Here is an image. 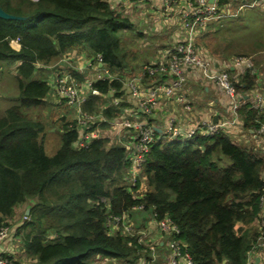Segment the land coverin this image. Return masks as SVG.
I'll return each mask as SVG.
<instances>
[{"label": "trees", "instance_id": "1", "mask_svg": "<svg viewBox=\"0 0 264 264\" xmlns=\"http://www.w3.org/2000/svg\"><path fill=\"white\" fill-rule=\"evenodd\" d=\"M0 6L25 18H0V71L16 64L19 89L0 117V227L16 206L37 199L28 216L32 220L24 224L25 250L37 264H89L96 255L135 264L139 255L150 259V252H139L143 247L137 237L120 231L109 234L106 222L144 205L155 208L159 219L171 218L179 229L175 238L186 246L193 264H247L256 233L243 226L251 225L261 210L264 158L224 132L185 143L177 139L182 145L157 144L141 175L145 183L136 179L139 190L134 195L128 180L131 162L125 147L106 135L107 123L90 126L99 136L87 147L75 145L80 134L77 121L61 124V147L48 156L46 125L31 115L51 90L44 69L71 49L86 46L123 79L130 69L131 47L120 33H130L135 26L107 0H0ZM12 40L21 45L19 50ZM245 83L246 88L252 84L247 78ZM93 87L83 104L86 112L103 106L109 88L121 90L122 84L109 85L106 80ZM240 112L246 132L257 113L246 104ZM115 113L111 108L105 116L110 119ZM54 230L58 235L46 240Z\"/></svg>", "mask_w": 264, "mask_h": 264}, {"label": "built area", "instance_id": "2", "mask_svg": "<svg viewBox=\"0 0 264 264\" xmlns=\"http://www.w3.org/2000/svg\"><path fill=\"white\" fill-rule=\"evenodd\" d=\"M38 1V0H33ZM169 5L181 6L182 3L178 0H166ZM240 0H188L187 8L182 12L180 18V29L178 34L182 39L180 44L174 51H169L166 54L167 61L165 63H159L156 66H149L144 69V74L151 78L158 75L170 73L173 79L169 87L162 91L163 96L170 98L173 94L181 89H184L188 81L187 72L189 70H198L203 80L208 83H212L213 86L222 90L230 99V111L231 117L229 119L214 121H203L199 117H192V121L189 125H185L176 118H170L165 127L160 129V133L157 128L152 125V122L147 121L145 116H152L154 113L155 105L160 99L159 88H154L146 93L148 99L145 98V92L140 87L141 78H132L126 83L129 89V94L134 98H142L143 101L138 110H136V116L134 113L133 120L126 119L124 115L115 116L110 124L111 131L114 133V143L117 145H123L126 149V158L131 162L129 166L130 178L128 179L130 184H134L136 187V179L143 174L144 166L147 162V157L151 151V147L158 139V135L162 139L169 138L172 140L189 141L193 140L199 135L214 136L222 132L227 133L235 128L242 129L245 123V115L241 114V110L244 106L245 96L238 89L229 68H225L222 71L211 70V60L208 56L204 55L200 51L199 46L196 44L197 37L205 30L208 29L211 23L219 20L228 19L234 17L233 6ZM239 10L244 8H260L264 10V0H241ZM18 42V41H17ZM96 63L100 64L101 68L95 69V76L93 79H87L85 83L79 84L75 78L69 72H56L52 85L55 90L66 99L68 106L74 108L77 113V123L79 126V138L76 142L77 147H87L91 144L92 140L99 136V132L90 131V126L93 124H103L107 122L105 112L111 109L110 103H105L102 106V113H95V117L88 116L83 110V104L88 100L87 92H93V85L98 81L108 80L111 84L115 81H119L121 84L122 79L117 75H112L108 66L104 64L103 56L97 54ZM239 66H245L248 70L252 67V60L246 57H238L233 60ZM109 83V85H111ZM82 89V91H80ZM141 89V90H140ZM123 92L121 90L115 91V94ZM117 100V99H116ZM114 101L115 105H118V100ZM148 104V105H147ZM119 106V105H118ZM114 106V107H118ZM113 107V106H112ZM250 110L256 111L255 124L248 130V138L251 141L264 143V96L256 95L254 102L249 106ZM263 119V120H262ZM190 126V128H188ZM123 138V139H121ZM125 139H129L130 142H126ZM128 145V147H126ZM133 148V151H131ZM263 154L257 152V150ZM254 154L264 158V144L261 148L256 149ZM133 177L135 181H133ZM261 179L264 183V168L261 172ZM260 213L255 219V231L256 239L254 240L251 249L248 252V263L256 264L255 256L259 251H264V187L260 194ZM152 219L158 225L161 236L169 238L168 248L170 249V258L168 264H193L190 255L185 251L186 246L178 242L175 238L179 234L178 227L174 224L171 218L166 215L164 218L159 219L156 212L151 213ZM26 217L25 221L27 220ZM126 216L122 218H113L107 223L109 230L119 231L120 227L125 235L134 237L133 232L128 220H125ZM3 225L0 227V246H4L9 239L11 228ZM144 232H139L137 240L143 248L139 249L140 253H147L148 251L152 255L151 251L156 249L150 245L149 237ZM158 245V243H157ZM100 264H133L128 263L122 259L107 258L101 256L99 258ZM0 264H15L13 259L3 254L0 255ZM138 264H154L153 258L147 259L145 256L140 257Z\"/></svg>", "mask_w": 264, "mask_h": 264}, {"label": "crops", "instance_id": "3", "mask_svg": "<svg viewBox=\"0 0 264 264\" xmlns=\"http://www.w3.org/2000/svg\"><path fill=\"white\" fill-rule=\"evenodd\" d=\"M144 1L150 2L149 5H145ZM178 1L182 3L181 6L172 4L168 10L169 5L166 0H107L114 12L126 17L135 26V30L130 33L125 31L120 33L127 34V36L122 37L120 35V37L123 38L124 42H127V46L131 47V53L134 54L133 56L131 54L129 57L128 63L130 69L122 79V88H126L128 80L138 77L141 78L140 87L145 93L154 88L160 89L158 94L160 95V99L155 105L153 115L149 117L152 125L159 130L165 127L170 118H176L180 122L182 121L183 124L189 125L193 122L192 117L194 116L199 117L206 122L215 121L217 119L218 122L231 117V101L229 97L222 90L213 86L212 83H206L198 70H189L187 72L188 81L184 89L174 93L173 97L170 98H167L162 94V91L169 87L171 80L173 79L170 73L151 78L146 76L143 72L144 69L149 66L165 63L167 61L166 54L162 55V53L164 51H174L180 44H182V39L178 34V30L180 29V16L185 8H187L188 0ZM241 3L240 0L236 5H239L240 7ZM244 9L247 10L244 15L245 18L247 13H256L259 16H264V10L260 8ZM220 21L222 20L211 23L209 28L205 29L197 37L196 44L201 47L200 51L210 58L212 71H222L225 68L230 69L232 77L238 85V89L245 96L246 104L250 106L254 102L256 95L264 96V61L250 57L254 59L252 61V67L250 68L253 69V71H250L245 66L237 65L234 61L229 62L227 57H224L226 55H223L219 49L215 48L216 50H212L210 43L211 40L216 37L214 35L215 29L221 34V27L218 24ZM253 23L254 22H252V24ZM171 26H173L172 28L174 30ZM169 28L173 30V34L171 36L168 35L169 42L160 43L157 41V37L167 34ZM145 34L148 35V37H145ZM137 35H139V37ZM12 42H16V40L11 41V45L14 47ZM141 43L145 44L140 45ZM163 46L167 47L163 48ZM95 57L96 55H94V53H92L86 46H77L71 49L58 59L57 63L50 68L51 71H48L49 84L52 85V80L56 72H69L79 84L83 82L85 83L87 79H93L95 76V69L101 68L100 64L96 63ZM111 74L117 75L115 72H111ZM246 78L252 82L248 88H246ZM109 83L111 84V82ZM51 88L53 94L57 98L56 104L61 108L60 116H66L67 111L69 110L73 116L72 120L76 121L77 113L74 108H69L66 99L61 96L58 90H55L53 86H51ZM115 91V87H110L108 93L105 95V101L110 103L111 108L116 111L111 119L115 116L124 115L126 119L133 120L134 118L131 114L134 113L136 116L135 112L140 108L143 99L132 97L126 89H123V92L117 94H115ZM87 94L89 99L92 93L89 91ZM51 97L52 94L50 90L47 99ZM145 98L148 99L147 93L145 94ZM116 99L119 101V106L113 103ZM105 123L108 125L110 119H107V122ZM188 128H190V126ZM58 131L62 132V129H58ZM227 133L234 142L242 147L249 144H255L254 141H251L248 138V134L243 131V128H235ZM111 134L113 135L114 141V133L112 131ZM175 142L179 141L175 140ZM143 182L144 180L142 179V183ZM31 200L34 199L28 198L26 202L16 206L14 215L5 220L11 227V232L6 244L3 247L0 246V255L3 254L10 257V259L15 261V264H18L20 260L26 257L31 258V260L24 264H37V260L26 253L24 246L25 233L22 232L25 227V222L22 220L21 216L30 215L31 209L35 205V203L32 204ZM29 203H31L30 207ZM20 207L24 208L23 212L20 211L21 214L19 212V209H21ZM134 213L137 220L133 218L132 212L127 218V223L130 224L134 233L144 232L143 234L146 233L149 237L150 245L156 249V251H151V257L153 258L154 264H168L171 254L170 249L168 248L169 238L160 235L158 225L151 217V209L147 211H135ZM16 218H20L21 220H15ZM122 228L123 227L121 226V229ZM243 228L256 233L255 220L251 225L243 226ZM21 238L23 248L19 247ZM19 248L22 249V251ZM100 257L101 255L93 256L90 259L89 264H100ZM255 260L256 264H264V251L257 252Z\"/></svg>", "mask_w": 264, "mask_h": 264}, {"label": "rangeland", "instance_id": "4", "mask_svg": "<svg viewBox=\"0 0 264 264\" xmlns=\"http://www.w3.org/2000/svg\"><path fill=\"white\" fill-rule=\"evenodd\" d=\"M35 2H37V1H35ZM149 3L150 2H148V1H144L145 5L146 4L149 5ZM246 12H247V10H245V9L239 10V5L234 4L233 13L235 14V16L233 18H228V19H224V20L220 21L218 24L221 27V34H219L218 31L215 29L214 35L216 37L213 38V40H211V43H210L211 49L212 50L219 49V51L221 53H223V55H226L224 57H227V60L229 62H232L233 60H235L236 58H238L240 56H245L246 58H249L252 61L254 59L250 58V57H254L256 60L258 59V60L264 61V31H263L264 16H259L256 13H247V16L245 18L244 15L246 14ZM180 18H181V16H180ZM236 18H237V20H236ZM252 22H254V23L252 24ZM258 22H260V23H258ZM169 27H170V25H169ZM172 27L173 26H171V28ZM172 29L169 28L167 30V34L157 37V41H159L160 43L169 42L168 35L171 36L173 34L174 29L173 30ZM124 35H127V34L122 33V37ZM144 36L148 37V35H146V34ZM145 41H147V40H145ZM206 41H209V40H206ZM12 44L14 45V48L17 50H19L21 47V45L19 46V43H17V41L12 42ZM144 44L141 43L140 45H144ZM128 47H130V46H128ZM164 47H167V46H163V48ZM199 48L201 49V47H199ZM131 54H132V56L134 55L133 53H130L129 57ZM165 54H167L166 51H164L162 53V55H165ZM54 65L55 64H53V66ZM50 68L51 67L44 69L45 72L47 71V77H46L47 81H49L48 71H51ZM128 71L129 70H126V73ZM16 73H17L16 64L10 65V66H7V65L3 66V70L0 71V117H1V115L4 114L5 110L11 105V102H15V100L18 97L19 89L17 87V82L15 80V74ZM123 89H126V91H129L127 86H126V88H122V90ZM80 91H82V89ZM93 93L94 92H92V95H93ZM51 94H52V97L46 99V101L43 103V105L36 107L34 109V111H31V115L33 117H37L38 119H41L44 122V124L46 125L48 133L45 134L44 145H45V150H46V153L48 156L55 155L57 150L61 147V133L58 131V129L62 128L60 125L61 124H68L69 122H71L70 120H72V118H73V116L69 110L67 111L66 116H60L61 108L59 106H57V104H56L57 98L53 94L52 88H51ZM53 96H55V97H53ZM69 108L73 109L72 107H69ZM101 108H102V105L98 106L94 112L93 111H89V112L84 111V112L88 116L95 117L94 116L95 113H99V114L102 113ZM31 115L29 113L28 116L31 118ZM149 117L150 116H145L147 121L149 120ZM31 119H33V118H31ZM111 121H112V119L110 118V123L106 127L107 128L106 135L112 139L113 135L111 134V131H110L111 130V128H110ZM100 126H104V123L101 124ZM121 139H123V138H121ZM174 140L169 139V138L162 139V138H160V135H158V139L156 140V142L153 146L158 144V145L164 147L170 143H174L175 142ZM125 141L130 142L129 139H125ZM182 143H185V142L182 141ZM182 143L177 142V144H180V145H182ZM254 143L255 144H253V145L249 144V145L243 146V149H245L249 152H254L256 149L261 148L264 144V143H259V142H254ZM194 144L196 147L198 146L196 143H194ZM126 147H128V145ZM152 147H151V149H152ZM131 151H133V148H131ZM259 151H262L261 149L257 150V152L260 154H263ZM226 163H227V161L224 160L222 162V165H226ZM140 180H141V178H140ZM133 181H135L134 177H133ZM140 182H142V180ZM127 183L128 182L121 183V185H126ZM130 186H132L134 189V191L132 189L131 192H133L134 195H137V191L139 190L137 188V186L134 187V184H130ZM31 202H32V204H34L37 202V199L31 200ZM30 205H31V203H29V207H30ZM143 208H145V206H143ZM135 209L136 208H133V218H135V215H134ZM20 211L23 212L24 208L19 209V212ZM153 211L157 213L155 208ZM20 214H21V212H20ZM21 217L25 223L28 222V221H25L27 216L22 215ZM15 220H21V219L16 218ZM27 220H32V219H31V217H28ZM135 220H137V218H135ZM7 226H9V225H7ZM26 231H27V229L24 227L22 232L25 233ZM107 232L111 235H114L116 233V231H113V230H107ZM57 235H58V233L55 230L50 231L46 235V240H48L49 238H53ZM19 247L23 248L22 238H21V242L19 243ZM20 250L22 251V249H20ZM138 254H139V252H138ZM25 256H26V254H25ZM138 258L139 259L136 261L135 264H138L140 262V255ZM29 260H31V258L26 257V258L20 260V262L18 264H24ZM32 264H36V263H32Z\"/></svg>", "mask_w": 264, "mask_h": 264}, {"label": "clouds", "instance_id": "5", "mask_svg": "<svg viewBox=\"0 0 264 264\" xmlns=\"http://www.w3.org/2000/svg\"><path fill=\"white\" fill-rule=\"evenodd\" d=\"M253 71V70H252ZM246 104V103H245ZM247 105V104H246ZM244 107V106H243ZM247 108H249V106L247 105ZM244 126V125H243ZM159 130V129H158ZM159 132V131H158ZM248 131H246V133H247ZM160 133V132H159ZM239 145V144H238ZM241 146V145H240ZM242 147V146H241ZM243 148V147H242ZM143 174H144V170H143ZM143 174H142V176H143ZM143 183H145V182H143ZM143 206L144 205H141V206H139L138 208H136L135 209V211H147V210H150L151 209V213L152 212H154L153 210H154V208L153 207H151V208H149V209H144L143 208ZM134 211V212H135ZM133 212V209L130 211V212H127V213H125L123 216H126V219L125 220H127V218L131 215V213ZM158 214V213H157ZM122 216V217H123ZM122 217H114V218H122ZM158 218H159V216H158ZM111 220H113V218H111ZM107 223L108 222H106V228H107V230H109L108 229V227H107ZM134 228V227H133ZM120 232H122V230H121V227H120V230H119ZM118 232V231H117ZM139 233V232H138ZM138 233H135L134 235V237H138L139 236V234ZM122 234H124L123 232H122ZM125 235V234H124ZM131 237V236H130ZM101 256H103V255H101ZM103 257H105V256H103ZM108 258V257H107ZM123 260V259H122ZM124 261H126V260H124ZM127 262V261H126Z\"/></svg>", "mask_w": 264, "mask_h": 264}, {"label": "water", "instance_id": "6", "mask_svg": "<svg viewBox=\"0 0 264 264\" xmlns=\"http://www.w3.org/2000/svg\"><path fill=\"white\" fill-rule=\"evenodd\" d=\"M213 1L214 0H210V2H213ZM0 18L4 19V20H24L25 19L23 17L8 14L6 11H4V9L1 6H0ZM217 120H215L214 122H217ZM158 131H160V130H158ZM224 264H226V262Z\"/></svg>", "mask_w": 264, "mask_h": 264}]
</instances>
